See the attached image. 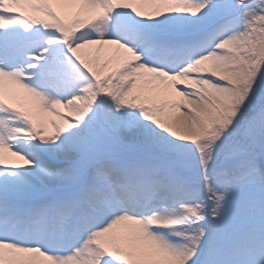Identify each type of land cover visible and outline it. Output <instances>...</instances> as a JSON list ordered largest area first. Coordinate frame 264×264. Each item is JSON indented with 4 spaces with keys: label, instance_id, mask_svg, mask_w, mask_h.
<instances>
[{
    "label": "snow or ice",
    "instance_id": "snow-or-ice-1",
    "mask_svg": "<svg viewBox=\"0 0 264 264\" xmlns=\"http://www.w3.org/2000/svg\"><path fill=\"white\" fill-rule=\"evenodd\" d=\"M0 264H264V0H0Z\"/></svg>",
    "mask_w": 264,
    "mask_h": 264
},
{
    "label": "bare ground",
    "instance_id": "bare-ground-1",
    "mask_svg": "<svg viewBox=\"0 0 264 264\" xmlns=\"http://www.w3.org/2000/svg\"><path fill=\"white\" fill-rule=\"evenodd\" d=\"M145 10H150V6H145Z\"/></svg>",
    "mask_w": 264,
    "mask_h": 264
}]
</instances>
